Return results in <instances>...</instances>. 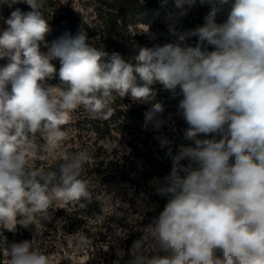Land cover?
<instances>
[{
    "label": "clouds",
    "instance_id": "9594fccd",
    "mask_svg": "<svg viewBox=\"0 0 264 264\" xmlns=\"http://www.w3.org/2000/svg\"><path fill=\"white\" fill-rule=\"evenodd\" d=\"M159 3L171 4L175 19L209 10L201 25L170 28L167 42L147 29L153 43L125 56L91 45L84 24L49 42L46 0H0L12 9L0 15V227L15 235L17 226L51 221L56 204L85 207L88 150L62 152L52 169L35 158L60 149L73 112L108 120L114 98H130L149 106L142 129L158 133L171 165L151 182L167 203L134 242L131 264H264V0ZM57 76L59 84L48 83ZM161 90L179 97L180 143L162 131ZM76 241L78 249L92 244L82 233ZM0 244L6 264H51L32 240L3 236Z\"/></svg>",
    "mask_w": 264,
    "mask_h": 264
},
{
    "label": "rangeland",
    "instance_id": "374dc122",
    "mask_svg": "<svg viewBox=\"0 0 264 264\" xmlns=\"http://www.w3.org/2000/svg\"><path fill=\"white\" fill-rule=\"evenodd\" d=\"M174 12L166 14L151 12L135 20L139 44L153 43L145 33L147 29L157 34L158 39L155 42L159 43L167 42L171 38L169 29L172 27L177 31H186L182 19H175L170 15ZM4 26L0 22V28ZM57 84L59 80L52 85ZM82 110L81 108L73 112L70 123L64 126L65 137L60 149L49 159L42 161L47 166L53 167L62 152L88 150L92 158L86 165L83 178L90 185L92 198L82 199L81 203L85 205L83 208L79 205L75 208L71 205L67 207L60 204L54 205L51 210L54 212L51 220L52 234L49 238L43 239V244H52L48 254L51 264H119L122 257L120 253L123 252L126 238L133 239L130 245L132 251L134 242L142 239L146 229L159 217L161 209L159 206L149 204L147 195H151V191H154L151 183L153 179L143 180L136 176L139 167L137 171L132 168L130 180L125 182L119 177L120 172L113 173V165L106 166L107 162L113 160L114 163V160L121 158L122 154H127L126 136L113 133L108 143L105 141L101 145L98 142L96 147L91 146L93 140L89 141L87 137L93 138V135L83 121ZM169 117H171L170 120ZM163 118L168 120V125L162 131L174 140H177L179 135L182 137L181 129L178 130L175 127V121L172 119V114L168 113L166 106ZM170 126L176 131H170ZM99 146L101 148L96 150ZM37 160L40 158L36 157L35 161ZM80 233L89 237L92 241L91 246L77 248L76 237Z\"/></svg>",
    "mask_w": 264,
    "mask_h": 264
},
{
    "label": "trees",
    "instance_id": "16d2710c",
    "mask_svg": "<svg viewBox=\"0 0 264 264\" xmlns=\"http://www.w3.org/2000/svg\"><path fill=\"white\" fill-rule=\"evenodd\" d=\"M14 7H19L25 11L29 10L26 4H18ZM11 10L4 7L0 9V15L7 17ZM208 10L207 6L193 9L187 17L181 18L183 26L188 30L203 24V17ZM172 11L176 10L171 4L167 8H162L159 0H46L44 13L53 29L47 40L50 42L65 31H71L74 35L78 26L84 24L88 31V42L91 45L128 56L131 54L133 46L139 44L135 20L149 15L151 12L166 14ZM194 40L195 38L192 39V43ZM3 63L5 61H0V64ZM54 63L58 71L59 62L54 61ZM56 80H59L58 76L48 83L53 84ZM156 87L159 89L158 85ZM157 100L162 101L168 113L172 114V119H174L175 127L178 130L186 127L183 119L176 115L179 97L172 99L168 93L161 90ZM111 106L114 111L108 120L91 119L82 110L83 121L88 125V130L93 135V138L87 137L89 141L93 140L91 146L96 147L98 142L101 145L105 141L108 143L113 133L126 136L127 154H122L121 158L114 160V163L113 160L107 162L106 166L113 165V173L120 172L119 177L125 182H129L132 168L137 171L139 167L136 176L143 178V180H151L154 177L162 178L166 175L170 171L171 165L169 160L163 158L164 153L159 149L158 142L154 139L158 133L142 129L144 113L148 107L139 105L130 98L120 99L119 97L114 98ZM175 141L176 143L182 142V137L179 135ZM100 148L101 146L97 147L96 150ZM35 162L38 166L46 169L54 168V166H47L41 159ZM147 200L149 204L159 206L160 212L167 203V198L155 195L154 191H151V195H147ZM17 227L18 231L15 235L0 227V241H2L3 236H6L9 241L32 240L34 248L49 254V248H52V244H43V239L49 238L52 234L51 221L38 219L29 229ZM132 242V238H126L119 264H131L134 258L130 250ZM6 259L7 253L0 244V264H6Z\"/></svg>",
    "mask_w": 264,
    "mask_h": 264
}]
</instances>
